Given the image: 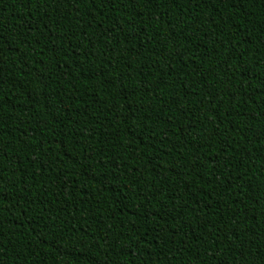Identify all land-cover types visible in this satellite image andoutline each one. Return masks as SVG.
I'll use <instances>...</instances> for the list:
<instances>
[{"label":"trees","instance_id":"trees-1","mask_svg":"<svg viewBox=\"0 0 264 264\" xmlns=\"http://www.w3.org/2000/svg\"><path fill=\"white\" fill-rule=\"evenodd\" d=\"M0 264H264V0H0Z\"/></svg>","mask_w":264,"mask_h":264},{"label":"snow or ice","instance_id":"snow-or-ice-1","mask_svg":"<svg viewBox=\"0 0 264 264\" xmlns=\"http://www.w3.org/2000/svg\"><path fill=\"white\" fill-rule=\"evenodd\" d=\"M0 39H2V37H0Z\"/></svg>","mask_w":264,"mask_h":264}]
</instances>
